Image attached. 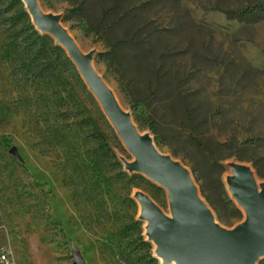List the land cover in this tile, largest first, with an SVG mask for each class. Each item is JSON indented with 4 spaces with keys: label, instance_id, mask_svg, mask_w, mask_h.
Returning a JSON list of instances; mask_svg holds the SVG:
<instances>
[{
    "label": "rangeland",
    "instance_id": "1",
    "mask_svg": "<svg viewBox=\"0 0 264 264\" xmlns=\"http://www.w3.org/2000/svg\"><path fill=\"white\" fill-rule=\"evenodd\" d=\"M38 1L97 50L95 69L137 128L190 170L215 220L239 223L225 163L264 180V20L221 9L254 0ZM15 8L0 5V248L16 264H73V250L84 264H160L132 192L168 212L166 193L123 170L118 156L130 155L64 50L49 41L43 59L24 53Z\"/></svg>",
    "mask_w": 264,
    "mask_h": 264
},
{
    "label": "water",
    "instance_id": "2",
    "mask_svg": "<svg viewBox=\"0 0 264 264\" xmlns=\"http://www.w3.org/2000/svg\"><path fill=\"white\" fill-rule=\"evenodd\" d=\"M20 1L36 30L64 50L130 155V159L118 156L123 170L147 178L166 193L168 212L148 193L132 192L144 238L153 245V255L160 264H256L264 258V180L257 181L250 165L235 160L225 163L229 169L225 187L242 209L243 218L232 227L222 226L198 192L190 170L155 146L151 133L140 131L131 112L120 105L93 65L97 50L79 47L61 24L62 13L44 11L38 0ZM9 150L19 156L14 147ZM71 256L73 264H84L76 250Z\"/></svg>",
    "mask_w": 264,
    "mask_h": 264
},
{
    "label": "trees",
    "instance_id": "3",
    "mask_svg": "<svg viewBox=\"0 0 264 264\" xmlns=\"http://www.w3.org/2000/svg\"><path fill=\"white\" fill-rule=\"evenodd\" d=\"M0 5H3V8L6 12L10 11V9L16 6L14 13L9 15L8 20L11 24L21 22V26L18 31L20 41H22V49L27 56H29L30 58L43 59L46 45L49 41H52L53 46L51 45V47L53 49L56 48L59 50H63L61 49V47L55 45L54 40H52L47 34L41 35L36 30L35 26L32 25L29 15L23 8V4L20 0H0ZM221 11L225 14L227 19L235 18L247 23L257 22L260 20H264V0H254L252 2H248V4L245 5L221 9ZM63 52L61 53V60L64 63L73 65L65 52ZM78 77L80 78L79 73ZM100 140L102 144L106 146V143L102 139Z\"/></svg>",
    "mask_w": 264,
    "mask_h": 264
},
{
    "label": "built area",
    "instance_id": "4",
    "mask_svg": "<svg viewBox=\"0 0 264 264\" xmlns=\"http://www.w3.org/2000/svg\"><path fill=\"white\" fill-rule=\"evenodd\" d=\"M0 264H16L6 248H0Z\"/></svg>",
    "mask_w": 264,
    "mask_h": 264
}]
</instances>
